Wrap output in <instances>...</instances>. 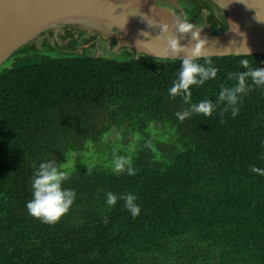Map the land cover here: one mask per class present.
<instances>
[{"label": "trees", "instance_id": "trees-1", "mask_svg": "<svg viewBox=\"0 0 264 264\" xmlns=\"http://www.w3.org/2000/svg\"><path fill=\"white\" fill-rule=\"evenodd\" d=\"M208 58L217 77L192 87V103L215 102L241 60L264 68V53ZM180 62L26 56L0 71V264H264V175L250 171L264 169V89L235 118L218 107L181 122L187 105L169 95ZM117 156L136 174H115ZM49 161L76 192L55 225L26 208Z\"/></svg>", "mask_w": 264, "mask_h": 264}, {"label": "water", "instance_id": "water-1", "mask_svg": "<svg viewBox=\"0 0 264 264\" xmlns=\"http://www.w3.org/2000/svg\"><path fill=\"white\" fill-rule=\"evenodd\" d=\"M185 18L200 27L207 57L264 53V0H0V71L26 56L180 60L154 38L163 22L193 45L173 27Z\"/></svg>", "mask_w": 264, "mask_h": 264}, {"label": "clouds", "instance_id": "clouds-1", "mask_svg": "<svg viewBox=\"0 0 264 264\" xmlns=\"http://www.w3.org/2000/svg\"><path fill=\"white\" fill-rule=\"evenodd\" d=\"M158 25L160 32L154 39L166 40L164 52L180 58L181 61L180 69L169 88L170 97H180L187 105L182 112L176 113L181 122L193 114H202L211 118L218 107L221 117L230 111L232 117L235 118L239 113L242 98L248 95L253 86L264 89V68L252 67L249 61L244 59L240 61V64L246 70L228 73V79L235 83L231 87H222L215 102L205 99L198 103H192V87L202 86L205 82L215 79L219 71L213 66L212 60L205 55L207 40L200 38V27L187 18L184 20L177 19L173 27H175L176 33L180 34V37L191 35L192 40L195 41L191 46L181 45L180 38L170 32L167 23L159 22ZM142 35L148 36L149 34L143 32ZM138 42L143 41L138 40L137 44ZM147 43L150 41L145 44ZM181 53H185V55L181 56ZM200 59H203L204 63H199ZM87 166V174H90L92 166L88 164ZM111 170L117 175L122 172H127L128 175L136 174L131 158L119 156L115 157ZM250 171L264 175V169L256 166H252ZM69 175L67 170L58 168L51 161L40 163L32 176V199L26 204L28 214L48 225L59 223L61 218L68 213L76 198L74 189L63 187V182L69 178ZM117 199V195L111 191L106 193L105 202L109 208L115 206ZM119 199L124 201L125 208L133 218L140 214L141 209L136 203L137 197L135 195L128 193L120 196ZM103 222L108 223L107 217L104 218Z\"/></svg>", "mask_w": 264, "mask_h": 264}]
</instances>
